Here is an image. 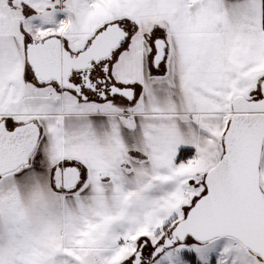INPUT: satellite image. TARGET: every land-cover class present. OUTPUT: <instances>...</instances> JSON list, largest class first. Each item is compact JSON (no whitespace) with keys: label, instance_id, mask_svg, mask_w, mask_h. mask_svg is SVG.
Here are the masks:
<instances>
[{"label":"snow or ice","instance_id":"obj_1","mask_svg":"<svg viewBox=\"0 0 264 264\" xmlns=\"http://www.w3.org/2000/svg\"><path fill=\"white\" fill-rule=\"evenodd\" d=\"M0 264H264V0H0Z\"/></svg>","mask_w":264,"mask_h":264}]
</instances>
